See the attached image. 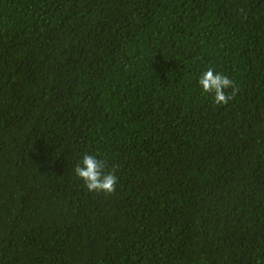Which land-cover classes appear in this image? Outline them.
<instances>
[{
  "label": "trees",
  "instance_id": "obj_1",
  "mask_svg": "<svg viewBox=\"0 0 264 264\" xmlns=\"http://www.w3.org/2000/svg\"><path fill=\"white\" fill-rule=\"evenodd\" d=\"M0 264H264V0H0Z\"/></svg>",
  "mask_w": 264,
  "mask_h": 264
},
{
  "label": "clouds",
  "instance_id": "obj_2",
  "mask_svg": "<svg viewBox=\"0 0 264 264\" xmlns=\"http://www.w3.org/2000/svg\"><path fill=\"white\" fill-rule=\"evenodd\" d=\"M202 94L211 93L213 102L218 106L227 105L234 99L237 89L234 82L226 75L216 73L214 69L208 68L198 80ZM231 89V92H227ZM107 164L103 159L94 155L84 154L74 167L75 177L83 183L89 193L103 194L109 196L115 193L118 177L115 170L106 171Z\"/></svg>",
  "mask_w": 264,
  "mask_h": 264
}]
</instances>
